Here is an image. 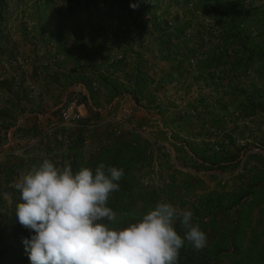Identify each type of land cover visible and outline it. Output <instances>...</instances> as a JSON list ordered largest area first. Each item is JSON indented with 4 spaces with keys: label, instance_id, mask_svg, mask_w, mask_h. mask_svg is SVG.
<instances>
[{
    "label": "rangeland",
    "instance_id": "374dc122",
    "mask_svg": "<svg viewBox=\"0 0 264 264\" xmlns=\"http://www.w3.org/2000/svg\"><path fill=\"white\" fill-rule=\"evenodd\" d=\"M0 26V264H30L7 255L9 182L20 197L13 183L45 159L64 166L131 137L112 120L126 108L147 143L141 188L215 218L205 247L223 234L220 254L236 250L240 218L239 254L220 264H264V0H0ZM75 83L89 97L67 92ZM71 99L85 127L62 125Z\"/></svg>",
    "mask_w": 264,
    "mask_h": 264
},
{
    "label": "clouds",
    "instance_id": "9594fccd",
    "mask_svg": "<svg viewBox=\"0 0 264 264\" xmlns=\"http://www.w3.org/2000/svg\"><path fill=\"white\" fill-rule=\"evenodd\" d=\"M123 176V168L105 163L74 172L49 159L21 175L12 185L22 201L15 215L33 233L24 240L31 264H178L186 242L206 246L193 212L164 200L125 227L104 223L115 220L108 201Z\"/></svg>",
    "mask_w": 264,
    "mask_h": 264
},
{
    "label": "trees",
    "instance_id": "16d2710c",
    "mask_svg": "<svg viewBox=\"0 0 264 264\" xmlns=\"http://www.w3.org/2000/svg\"><path fill=\"white\" fill-rule=\"evenodd\" d=\"M120 1V0H119ZM235 6L228 10L226 13V8L223 10V13L226 15V18L229 21V24L233 27L236 26V15H235ZM223 9V8H222ZM100 79L104 81H112L108 75L101 73ZM72 80L69 81V83ZM115 88H118L116 84ZM82 130V129H81ZM81 133L80 131L78 136V142L75 144H80L81 142ZM147 152V143L141 139L140 136L136 134L131 135V137H126L108 147H104L99 150L94 155H90L88 159L78 160L77 158H70V164L74 172L79 171L83 167H89L93 170L100 164L105 163L106 166H115L117 168L124 169V176L121 181H119L120 188L119 191L111 194L108 206L116 213L114 221H103L106 224H110L111 227H125L130 222H136L138 219L142 218L144 214L150 210H154L155 205L158 201H154L157 198V191L151 190L150 192H145L141 188L138 177L136 176L137 168L145 159ZM10 189L14 194V199L17 201V204L21 203L20 197L17 195L18 192L11 187L9 182ZM19 198V200H18ZM215 200V199H213ZM239 201V200H238ZM142 203L145 206L144 210L138 208V204ZM245 203V202H244ZM243 203V204H244ZM202 210L197 211L198 221H193L200 225L204 232H207V227L210 225H215V218H212L210 223H206L205 215L202 214ZM8 232L7 235L10 237L11 246L9 247V255H19L23 257L24 260H27L30 264L29 253L26 251V245L24 244L25 238L30 239L31 233L29 230L25 229L16 218V215L12 218L6 219ZM236 225L232 229L233 233V243L238 247L232 253H222L221 245H227V241L224 240V235L221 234V239L217 241V245L211 246V249L204 247L203 249L197 250L192 245L185 243V246L180 250L179 262L178 264H220V261L224 257H234L239 254L240 246V231L242 226L240 225V218L237 217ZM178 231L183 236V231L179 229ZM210 237V236H209ZM208 238V236H207ZM208 240V239H207ZM208 242V241H207ZM210 244V243H209ZM5 251L3 252V254ZM250 254H253V249H251ZM250 256V255H249Z\"/></svg>",
    "mask_w": 264,
    "mask_h": 264
},
{
    "label": "built area",
    "instance_id": "2783aa9c",
    "mask_svg": "<svg viewBox=\"0 0 264 264\" xmlns=\"http://www.w3.org/2000/svg\"><path fill=\"white\" fill-rule=\"evenodd\" d=\"M8 65V63H7ZM119 98H115L113 102L115 105ZM112 109V105L110 107ZM124 116L121 115H114L112 116V120L118 123V128L116 132L118 134H122L123 131H129L130 133H138V129L134 125H131L128 122V119L132 116L130 109H124ZM59 116L62 120L63 126H78V127H85L86 124L84 123V115L81 105L76 99L67 100L59 110ZM100 123H91L90 127H98ZM52 130V129H51ZM51 132V131H50Z\"/></svg>",
    "mask_w": 264,
    "mask_h": 264
},
{
    "label": "crops",
    "instance_id": "0c3cea01",
    "mask_svg": "<svg viewBox=\"0 0 264 264\" xmlns=\"http://www.w3.org/2000/svg\"><path fill=\"white\" fill-rule=\"evenodd\" d=\"M3 32V27L0 26V34ZM1 44H4V41L0 42ZM5 45V44H4ZM14 70H18V68H13ZM7 88L10 90L13 86V89L17 90V87L14 86V84L12 83L11 80H9V78L7 79V81L4 83ZM72 90H81L83 95H87L89 97L90 95V91L87 90V88L84 86V84H71L70 86H68L67 88V92H70ZM67 94V93H66Z\"/></svg>",
    "mask_w": 264,
    "mask_h": 264
}]
</instances>
